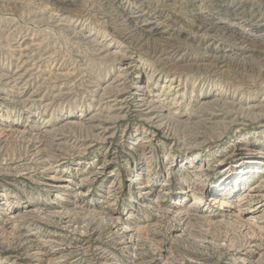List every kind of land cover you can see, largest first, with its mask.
Segmentation results:
<instances>
[{
  "label": "rangeland",
  "instance_id": "obj_1",
  "mask_svg": "<svg viewBox=\"0 0 264 264\" xmlns=\"http://www.w3.org/2000/svg\"><path fill=\"white\" fill-rule=\"evenodd\" d=\"M0 75V264H264V0H0Z\"/></svg>",
  "mask_w": 264,
  "mask_h": 264
},
{
  "label": "bare ground",
  "instance_id": "obj_2",
  "mask_svg": "<svg viewBox=\"0 0 264 264\" xmlns=\"http://www.w3.org/2000/svg\"><path fill=\"white\" fill-rule=\"evenodd\" d=\"M180 1V0H179ZM161 17V16H160ZM171 43V42H170ZM169 43V44H170ZM161 51V50H160ZM162 52V51H161ZM164 52V51H163ZM222 62H224V61H222ZM225 65V64H224ZM2 75H0V77H1ZM21 76V75H20ZM11 78V77H10ZM22 78V77H21ZM20 78V79H21ZM3 79V78H2ZM16 79V78H15ZM20 79H18V80H20ZM11 80H12V78H11ZM8 81V80H7ZM13 81V80H12ZM15 81H13V83H14ZM11 83V82H10ZM15 84H16V82H15ZM23 85H25L26 86V84L24 83ZM19 88V87H18ZM17 89V88H16ZM19 90V89H18ZM23 90V89H22ZM19 95V94H18ZM138 98H140V97H138ZM142 98V97H141ZM22 101V100H21ZM19 102V101H18ZM140 102L142 103L143 101L142 100H140ZM138 104H140V103H138ZM209 104V103H208ZM146 106H148V104H146ZM139 107V106H138ZM200 107V106H199ZM202 107V106H201ZM149 108H151L150 106H149ZM157 109V108H156ZM160 111V110H159ZM160 115V114H159ZM153 119V118H152ZM196 157V156H195ZM188 161V160H187ZM187 161H184V163H188ZM190 162V161H189ZM242 162H243V164L245 165V166H243V168L242 169H240V167H238L237 168V170L236 171H234V172H227L223 177H222V180H221V185H223V183L224 184H226L225 182H226V180H230V179H232V181H230V182H232L233 184H232V186L233 185H236L241 179H242V177H244V175H245V173H247V172H249L250 171V168H252L251 167V165L254 163V162H251V161H249V160H242ZM224 178V179H223ZM242 181H244V179L242 180ZM135 181L133 180L131 183H134ZM228 183V182H227ZM240 184V183H239ZM231 186V189L232 188H234V187H232ZM49 187H53V188H61V186H55V185H50ZM256 188V187H255ZM229 191H230V188L228 189ZM256 190V189H255ZM193 205H195V204H192V206Z\"/></svg>",
  "mask_w": 264,
  "mask_h": 264
}]
</instances>
